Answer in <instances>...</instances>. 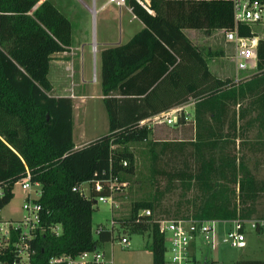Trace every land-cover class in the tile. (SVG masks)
I'll return each instance as SVG.
<instances>
[{
    "label": "trees",
    "instance_id": "trees-1",
    "mask_svg": "<svg viewBox=\"0 0 264 264\" xmlns=\"http://www.w3.org/2000/svg\"><path fill=\"white\" fill-rule=\"evenodd\" d=\"M127 4L145 28L129 42L101 52L109 131L76 148L73 99L52 95L49 78L53 54L72 45L71 19L52 0H0V210L11 202L14 185L28 173L33 183H40L41 220L31 240L30 264H68L51 260L76 257L115 239L114 231L105 226L94 235V205L100 194L108 192L97 193L93 184L112 174L124 182L125 175L135 173L130 144L148 140V123L162 111L156 105L164 96H177L181 104L195 100L198 171L176 176L193 180L201 199L185 219L258 220L257 233L263 230L259 221L264 215L258 206L264 198V178L257 177L228 147L239 132L243 134L238 118L255 113L247 124L258 122L264 131V40L257 72L237 82L221 79L184 30L234 29L233 0H151L155 14L135 0ZM239 32L249 36L251 28L239 24ZM240 103L239 111L234 110ZM185 122L181 116L178 124ZM221 139H225L223 147ZM173 143L164 142L163 151H172L174 145L184 148L183 143ZM84 182L90 183L89 195L75 190ZM153 206L135 201L129 217L117 222L131 232L150 230L153 264H165L166 241L159 221L141 213ZM58 225L60 233L54 230ZM13 249V245L3 249L0 260L13 264ZM236 264H264V259L242 258Z\"/></svg>",
    "mask_w": 264,
    "mask_h": 264
},
{
    "label": "rangeland",
    "instance_id": "rangeland-1",
    "mask_svg": "<svg viewBox=\"0 0 264 264\" xmlns=\"http://www.w3.org/2000/svg\"><path fill=\"white\" fill-rule=\"evenodd\" d=\"M52 1L71 18L76 40L80 39L86 44V50L83 51V58L80 62L87 82H82L81 86H77L76 89L88 92L92 96L87 100L77 99L75 102L74 137L75 142L79 144L85 139L91 140L109 131L106 106L103 99L99 98L101 96V85L98 82L101 80L100 54L94 53V48H100V41L119 40L120 32L126 37V30L136 32L141 26L138 20L133 19V15L126 7L123 6L120 9L116 3L101 8L97 14L92 11L95 6L100 8L108 0H78L77 5L72 4V0ZM98 35L99 41H97ZM195 42L207 57L210 69L216 77L237 82L246 76L243 72L237 71L233 49L225 41L223 30L216 31L210 38L203 36L195 38ZM54 59L59 60L60 57ZM54 71L56 73L54 74L55 83L58 84L60 73L56 68ZM68 74H74V70L72 72L68 69ZM83 74L81 73L82 81ZM50 77L53 79L52 74ZM72 79L76 81L78 75ZM56 90L59 91V85ZM194 103V98H190L183 103L185 106L182 110L189 111L192 115L195 110ZM246 103L247 100L243 101V104ZM241 104L233 106V109L239 111ZM254 116L255 113H252L244 120L238 118V126L244 131L243 134L242 131L238 133L234 143L229 142L228 150L238 159H244L257 177L264 178V131L258 122L247 124L248 120ZM187 124V126H180V124L169 125L155 119L150 121L148 125L151 127V133L148 140L130 144V149L136 158V171L125 175L123 189L115 195L116 202L114 205L107 202H98L94 205V235H98L97 231L100 226H111L115 232V239L101 247L107 256L113 259L114 264H132V262L138 264L137 257L143 253H151L150 230L143 233L131 232L129 227L117 222L129 217L133 202L153 203L154 209L151 210L155 220L191 217L195 211L201 199L200 189L193 180L176 176L178 172L196 173L198 171L199 160L196 158L194 146V142L197 141L194 117L190 118ZM157 126H160L161 131L153 133L152 130ZM221 132L220 134L224 136L227 131L224 129ZM224 140H220V147L225 146ZM164 142L183 143L184 148L174 145L172 151H163ZM208 149L205 152L206 158L211 154ZM218 151L219 149L213 151V155L217 157ZM22 183L18 181L14 185L13 199L0 210V224L4 221L20 220L26 215L24 204L28 191L23 188ZM31 195L32 197L37 196L35 192ZM258 212L264 215V198L260 200ZM251 224L252 222L246 223V227H250L247 232V247L238 249L221 242L224 230L231 228L232 223L219 222L217 224V244L212 247L206 240H199L197 248H194L198 253V261H195V264H236L242 258L264 259V226H262V232L257 233V229H254ZM123 236L129 238L130 247L122 244ZM23 264H28V262L24 261Z\"/></svg>",
    "mask_w": 264,
    "mask_h": 264
},
{
    "label": "built area",
    "instance_id": "built-area-1",
    "mask_svg": "<svg viewBox=\"0 0 264 264\" xmlns=\"http://www.w3.org/2000/svg\"><path fill=\"white\" fill-rule=\"evenodd\" d=\"M135 1L148 10L149 13H154L151 8V0ZM110 2L120 5L125 4L127 0H110ZM233 10L236 23L235 28L223 30V33L225 41L233 49V59L236 63L237 71L239 73L243 72L244 75L248 76L259 70V47L261 40H264V0H233ZM239 24L249 26L251 28V35H241ZM182 109L178 108L172 112L154 116L151 121L155 119L173 125L178 124L181 116L186 121H189L192 115L189 111ZM145 122L143 120L141 124ZM123 165L127 166L128 162L124 161ZM22 182L23 188L29 192V197L24 204L27 211L26 215L20 220H9L0 224V253L7 246L13 245V252L16 254L13 264H23L24 261L30 264V257L33 253L31 240L35 238V232L39 228L41 220L40 211L42 205L37 202L41 196V185L39 182L33 183L30 180L29 173ZM89 184V182H84L76 186L75 190L89 195ZM93 186L97 193L108 192V194H100L97 197V203L107 202L114 205L116 202L115 195L123 189L124 182L120 180L119 176L112 174L108 179L95 181ZM32 192H35L37 196L32 197ZM141 213L152 216V210L148 207L143 208ZM158 221L160 231L165 235L166 241L165 264H195V261H198V253L194 248H197L201 239L206 240L212 247H215L217 244V224L219 222L232 223L231 228L224 230L225 233L221 242L233 248L243 249L248 245L246 223L252 222L251 226L254 229L257 228L258 223V220L218 221L185 218H168ZM259 223L261 226H264V220H260ZM102 227L104 226L99 227L98 234L103 230ZM108 228L113 229L111 226ZM54 230L60 233L61 226L58 225ZM14 234L16 235V239H13ZM121 242L127 247L131 245L129 238L125 236L122 237ZM60 262H67L68 264H111L110 260L106 257L105 251L100 247L97 250L85 251L76 257L63 255L51 260V263ZM0 264L7 263L0 260Z\"/></svg>",
    "mask_w": 264,
    "mask_h": 264
},
{
    "label": "crops",
    "instance_id": "crops-1",
    "mask_svg": "<svg viewBox=\"0 0 264 264\" xmlns=\"http://www.w3.org/2000/svg\"><path fill=\"white\" fill-rule=\"evenodd\" d=\"M73 3L75 5H77L78 0H72V4ZM111 3H115V2H110V0H108L100 8L95 6L92 9V11L95 14H97L98 11L101 8H103L105 6H108ZM116 5L120 6V9L123 6L126 7L128 9V11L133 15V19L138 20L140 22L139 25L141 27L136 32H130L129 30H126L125 31L126 32V37H125V35L122 32H120V39L119 40L117 39V40H114V41H110V40L100 41L101 42L100 43L101 44L100 48H98V47L94 48V53L98 52L100 54V64H101V52L104 49H106L108 47H113V46H117V45L125 44V43L129 42L138 32H140L143 28H145V24L133 13L132 9L127 4V2L125 4H120V5L116 4ZM153 14H155V12ZM184 32L193 41V43L196 46H198L196 44V42H195V38H201V36L206 37V38H210L211 36H213V34L216 31H214L213 33H206L203 30L187 28V29L184 30ZM97 41H99V35L97 36ZM85 47H86L85 42L81 41L80 39L76 40V35H75L74 31H72V45L66 51L57 52V53L53 54V59L51 61L50 72H49V78H50V80H51V82L53 84V89L51 91V94L54 95L55 97L68 96V97H71L73 99V103H74V126H75V109H76L75 108V104H76L75 102H76V100L77 99L87 100L88 98H90V96H92V95H89L88 92L82 91L81 89H76L77 86L78 87L81 86L82 82H84V83L87 82L85 80V75L83 74L84 73V69L82 68V64L80 62V59L82 61V58H83V51L86 50ZM198 47L200 48V46H198ZM56 57H60V59L59 60L58 59H54ZM55 68L57 70H59V73H60V76H59L60 80H59L58 84L55 83V78H54V74H56L55 71H54ZM68 69H70V71H72V72L74 70V74H68ZM100 71H101V65H100ZM81 73L84 75L83 81L81 79V77H82ZM50 74L53 75V79L50 77ZM77 75H78V79L76 81H73L72 78L73 77H77ZM93 81H94V79H93ZM96 81H98V79ZM98 82L101 85V96L99 98L104 99V95H103V92H102L101 80L98 81ZM58 85H59V91L56 90ZM116 96L121 97V95H116ZM179 100L180 99L177 96H167V97L164 96L159 101V103L156 105L157 108L161 109L162 111L152 115L151 117L153 118L154 116L160 115L162 113L172 112L174 109H178V108H182V107L184 108L185 105H183L181 103H177V102H179ZM192 117H195V111L192 114ZM187 125H188L187 121L185 123L180 124V126H187ZM160 129H161L160 126H157V128H154L152 130V132L153 133H158V132L161 131ZM73 138H74V143L76 145V148L82 147L83 145H85V144L89 143L90 141L96 139V138L91 139V140H86L85 139V141H81L78 144V143L75 142L74 130H73ZM28 197H29V192H28L27 198ZM4 222H6V221H4ZM249 228L248 227L246 228V232H248V230H250ZM247 236H248V234H247ZM130 246H128V247H130ZM106 257L109 258L107 256V253H106ZM109 260H110L111 264H114L112 258L111 259L109 258ZM137 262H138V264H153L152 251H151V253H143L140 257H137ZM132 264H134V263L132 262Z\"/></svg>",
    "mask_w": 264,
    "mask_h": 264
}]
</instances>
